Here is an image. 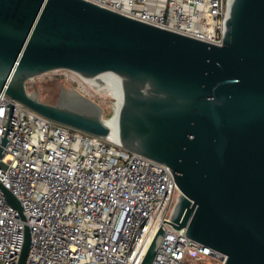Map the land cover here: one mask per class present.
Instances as JSON below:
<instances>
[{
  "label": "water",
  "instance_id": "water-1",
  "mask_svg": "<svg viewBox=\"0 0 264 264\" xmlns=\"http://www.w3.org/2000/svg\"><path fill=\"white\" fill-rule=\"evenodd\" d=\"M224 26L217 46L86 0H0V91L165 164L179 194L162 223L221 253L223 264H264V0H230ZM61 69L119 78L114 132L101 107L74 89L56 103L41 101L35 84L27 91L28 80ZM0 188L25 220L16 197ZM160 226L139 264H151ZM30 247L25 225L16 264Z\"/></svg>",
  "mask_w": 264,
  "mask_h": 264
},
{
  "label": "built area",
  "instance_id": "built-area-1",
  "mask_svg": "<svg viewBox=\"0 0 264 264\" xmlns=\"http://www.w3.org/2000/svg\"><path fill=\"white\" fill-rule=\"evenodd\" d=\"M209 44L221 45L230 0H86ZM159 7V8H158ZM110 131L112 129L109 127ZM3 137L6 138L2 145ZM0 264H139L163 235L151 264H223L224 256L169 223L179 190L165 164L56 123L0 91ZM162 223V224H161Z\"/></svg>",
  "mask_w": 264,
  "mask_h": 264
},
{
  "label": "rangeland",
  "instance_id": "rangeland-1",
  "mask_svg": "<svg viewBox=\"0 0 264 264\" xmlns=\"http://www.w3.org/2000/svg\"><path fill=\"white\" fill-rule=\"evenodd\" d=\"M154 2L155 0L147 1L148 10H153ZM33 84L37 87V97L41 101L49 103H56L59 100L60 94H65L71 89H74L76 92L97 103L101 107L102 117L106 121L113 119L120 107V101L113 98L111 94H109L110 92L108 89H95L90 84L86 83L79 74L69 70L61 69L38 75L26 82L25 86L27 91H34ZM69 93L66 95L70 96Z\"/></svg>",
  "mask_w": 264,
  "mask_h": 264
},
{
  "label": "bare ground",
  "instance_id": "bare-ground-1",
  "mask_svg": "<svg viewBox=\"0 0 264 264\" xmlns=\"http://www.w3.org/2000/svg\"><path fill=\"white\" fill-rule=\"evenodd\" d=\"M80 77H82V79L86 83L90 84L95 89H103V90L108 89L110 92L109 94H111L113 98L118 99L120 101V106H121L122 100L124 98V92H123V87L121 85V82L116 75H114L111 72L105 71L94 78L84 77L82 75H80ZM69 92H66L65 94L69 93V95H72L74 91L71 89ZM119 108L117 110L116 115L113 117V119H111L110 121H105L106 124L112 129V132L115 131L117 114H118ZM111 134H114V133H111ZM110 137L113 138L112 135H110Z\"/></svg>",
  "mask_w": 264,
  "mask_h": 264
},
{
  "label": "flooded vegetation",
  "instance_id": "flooded-vegetation-1",
  "mask_svg": "<svg viewBox=\"0 0 264 264\" xmlns=\"http://www.w3.org/2000/svg\"><path fill=\"white\" fill-rule=\"evenodd\" d=\"M61 97H62V98H64V97H66V98H67V97H68V95H66V94H60V95H59V99H60Z\"/></svg>",
  "mask_w": 264,
  "mask_h": 264
}]
</instances>
